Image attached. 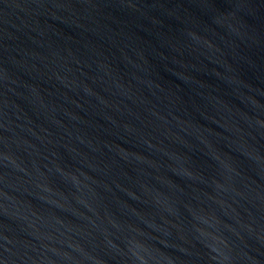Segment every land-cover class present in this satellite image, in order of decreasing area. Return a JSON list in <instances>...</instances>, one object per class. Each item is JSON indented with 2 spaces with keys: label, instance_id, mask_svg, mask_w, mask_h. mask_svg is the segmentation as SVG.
I'll use <instances>...</instances> for the list:
<instances>
[{
  "label": "water",
  "instance_id": "water-1",
  "mask_svg": "<svg viewBox=\"0 0 264 264\" xmlns=\"http://www.w3.org/2000/svg\"><path fill=\"white\" fill-rule=\"evenodd\" d=\"M0 264H264V0H0Z\"/></svg>",
  "mask_w": 264,
  "mask_h": 264
}]
</instances>
